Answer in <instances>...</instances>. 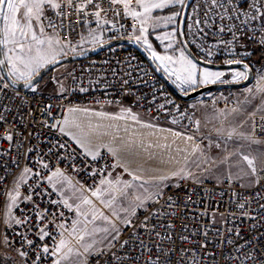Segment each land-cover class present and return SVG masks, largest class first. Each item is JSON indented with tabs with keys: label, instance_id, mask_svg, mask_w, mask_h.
Wrapping results in <instances>:
<instances>
[{
	"label": "snow or ice",
	"instance_id": "1",
	"mask_svg": "<svg viewBox=\"0 0 264 264\" xmlns=\"http://www.w3.org/2000/svg\"><path fill=\"white\" fill-rule=\"evenodd\" d=\"M111 5L110 9L102 7L101 3L97 0H83L81 3H76L75 0H0V93L7 96L6 90L13 89L17 90L18 86L22 85L23 88L29 89L35 93L39 87V79L41 77V70L45 69L49 65H56L60 63L58 58L65 57L68 51L73 53L76 52V48L71 46L70 41H62L59 38L58 33L56 36L50 34L45 27V21L48 22V27L55 30L58 26L46 16V10L52 9L57 10L56 15L62 17L63 20L67 19L68 13L66 11H59L61 9H72L77 15L80 13L84 14V17L93 16L98 27H101L103 23H107L102 17V13L113 11L119 15L117 5H121L124 10V15L131 17L139 22V35H135V40L142 42L146 50L150 53V58L154 62L159 63V67H162L170 77H174V83L177 84L178 88H181L185 94L188 90H195L197 87L207 86L210 84H230L238 83L241 81H247L249 79L250 68L247 64L243 63L242 59H228L225 61L227 66L226 70H209L208 68L200 67L193 54L188 50V41L181 39L187 35V33L202 34V38L206 39L208 32L205 28L211 29L215 27L217 31L213 33L214 36L220 34H231V39H221L217 41L212 47L218 45H224L225 47L239 43L241 36H247L249 33L255 35L259 31L262 35L258 41L264 45V0H245L244 4H240L239 0H203L202 4L198 5V8H193V12L196 16H189L188 19L191 23L187 24V33L181 30V25L185 23L184 9L190 7L188 0H135V7L132 6V0H108ZM91 6V11L86 9ZM169 10L170 15H157L154 16V10ZM178 17L180 18L178 21ZM87 22V21H86ZM163 24L165 27L168 25H174L171 31L163 33L162 36H157L156 39L162 43L167 41L165 45L164 54L157 52L152 44L148 40L149 26L153 29L159 28ZM203 25V27H201ZM195 26V28L193 27ZM133 32H136V28H133ZM92 41L99 42L100 37L96 33L90 32ZM133 37H129L132 39ZM195 41H193L194 43ZM171 50V53H169ZM201 50H204L203 48ZM213 55L211 50L206 52V56L211 57ZM244 55H248L245 53ZM211 63V61H206ZM232 65H242L243 70L233 69ZM225 76H229L230 79H225ZM127 83V81H125ZM85 89L81 88V91ZM248 96L243 101H238L237 105L233 107L228 114L223 110L220 111L219 115L227 118V115L242 113L243 105L250 104L251 100L256 95L261 97V105L248 113V119L252 120L251 133L245 135L244 132L238 130V127H232L230 130L225 132L223 126L216 128L215 131L218 136H226L227 140H232L234 136L248 140L253 144L264 143L259 139H256V126L255 116L257 112L264 113V72H261L256 80L254 87L246 89ZM24 101H22L23 103ZM171 103V101H169ZM178 107V106H177ZM51 105H45L41 109L43 116L49 117L53 120V123L48 124L47 120L41 121V123L49 128L57 130L61 135L69 137L72 142L83 150L86 156H90L92 160H97L100 156V149L107 148L108 152L116 159V162L112 165V168L120 167L129 173L133 181H141L139 184L140 188H144L145 192L148 189L145 185H152L156 191L150 193L147 196L141 197L137 195L133 198V201L129 203L128 207H120L119 212L116 210V204L120 197H127V190L133 187V184L128 181H121L118 177L115 180L102 178L100 185L95 187L91 191L90 196L85 195L87 191L83 187L76 189L73 192V197L66 198L64 194V184L69 187H74L72 180L69 179L59 167H56L54 171H51L50 175L41 177L39 172L35 173L37 177L47 180L53 191H58L61 196L60 201L52 200V204H62L63 208L69 212L74 213L75 219H72L70 223L66 222V217L63 211L57 209L56 211H49L48 209L40 208L36 205V220L38 223L33 222L30 217L25 216L23 219L17 218L12 214L13 207L17 206L20 198V186L21 184L27 183L29 176L32 174L33 169L27 165L22 169L18 176L13 190L8 192V210L5 214L6 219L4 223L11 227L13 224L25 226L27 231H32L34 238L30 239L26 234H21L22 239L27 244L28 249H18L21 257L28 258L29 252L31 251L34 255L32 264H38L45 257H52V264H89L90 257L107 258L106 264H127L131 260L130 254L118 255L117 252H113L112 249L116 248L119 243V248L124 249L126 245L131 243H137L142 250V255L146 254L147 259L145 264H180L184 256L188 252H193L191 248L179 249V260L173 262L172 256L177 253L175 247H164L163 241L167 240L171 245L175 244L173 240L174 231H167L162 234L157 231L155 224L149 225V222L158 216H174L173 212H149L145 216L144 220L139 224L136 223L135 217L137 209L144 208L147 212L148 208L145 206L146 201L151 200L152 196L155 195L160 197L163 195L160 190V186L164 181L169 180L171 177L187 178L191 176V173L186 172L184 168H180L170 173V175H159L145 178L143 175L138 174L137 171H132L129 168L128 162L124 159L121 153H128L131 155L139 156L143 152L148 160H155L156 154L151 149L161 148L170 149V144L160 143H145L143 135L137 136L133 134V138L124 139L119 138V146L113 147L111 144L93 143L94 139L99 137L111 135L113 142L118 139L115 133L109 132L107 128H114V125H103L100 123H93L89 118L87 121L80 119L77 114H83L89 116V109L80 107H69L67 109L68 115L64 116L63 119H56L52 116ZM160 108H164V105H160ZM11 112L10 108L4 107L3 111H0V141H7L11 146L14 136L19 134L18 128L14 123L7 121L5 113ZM97 117L106 118L110 120H124L130 119L137 124H141L138 115L131 112L130 109H122L121 114L115 116H109L106 113L97 112L91 113ZM262 121L261 130H264V115L260 116ZM172 123H176L173 120ZM247 123V120L242 121ZM197 131H199L200 121H195ZM143 128L153 129L155 125L151 123L141 124ZM119 129L116 128V133ZM128 131L127 127L124 129ZM161 132L169 131L172 136L176 138H182L186 144L190 143L191 153H200L203 161L211 164H216L217 161L206 155L204 150L201 148L200 143L194 141L192 135H184L180 132H171V130L160 129ZM167 140V137L164 138ZM57 146L60 149L67 147L66 143L57 142ZM220 144L216 143L215 147L220 148ZM212 144L208 145L211 149ZM31 151V149H30ZM178 151H186V149H178ZM74 152V150H73ZM73 152H69L68 155L71 157ZM227 153V148H225ZM233 153H227L220 160L219 164L228 165L229 169L232 165H229V159ZM172 159V157H170ZM242 161L246 163L249 172H245L241 169L244 175H251L255 177L257 175L256 159L249 155H242ZM187 160V156L185 157ZM163 163V159L160 161ZM40 166L42 169H48L49 164L41 160ZM199 167V165H197ZM264 171V168L261 169ZM96 173H93L95 175ZM111 175V173H109ZM231 171H229L226 179L231 180ZM256 184L260 183V180L255 181ZM122 185V187H121ZM59 186V188H58ZM39 187V184L37 185ZM243 187V185H241ZM79 195H76V192ZM222 195V194H221ZM236 197L235 211L229 213L232 216L233 222L240 219L255 220V216H251L249 211L251 205L250 197H242L239 193H233ZM107 197V198H106ZM95 198V199H93ZM257 199H264L259 193H257ZM27 201H32V196L28 195L24 197ZM70 199L72 202H70ZM170 199V198H169ZM78 201V202H76ZM171 207V205H169ZM261 209H264V204L260 205ZM104 209L109 210L110 214H106ZM124 213L123 216L120 213ZM219 212L217 209L211 214L210 224L208 226L198 225L197 229L191 233L192 236L199 234L200 230L203 229L202 235L205 242L199 244V248L203 251L208 247L207 238L210 230H215V234L221 237V245L224 244L225 240L231 250L242 255L233 257L227 256V264H231L232 260H238L239 264H264V246L259 241L261 237H264V233H259L252 239H244L243 243H239L241 236V230L239 227L227 228V233L230 235L224 236L219 229L215 228L216 215ZM239 213V215H237ZM202 216L208 215L207 210L201 214ZM223 220V224H227L229 221L224 213H219ZM97 222H101L98 224ZM49 225L52 227L50 228ZM162 227L168 230H174L175 224L172 222H162ZM187 225H183V229L187 230ZM255 228V225L252 226ZM143 228L146 233H155L156 238L161 243L153 244L156 250V255L153 256V247H149L143 237L140 236L138 231L132 233V237L125 239L120 242V238L125 229H138ZM54 230L58 232V239L54 236ZM103 233L102 239L97 240L96 237ZM233 236L235 238H233ZM46 238H51L54 241V247H50L47 243H44ZM179 239L190 245H195L197 242L187 235H181ZM39 240L40 243H36ZM107 240L108 243L103 247L97 245L103 244V241ZM3 243L7 245L9 243L8 237L5 236ZM223 251V247H221ZM195 253L193 252V256ZM206 256H214L215 253L206 252ZM191 264H200L199 261L192 259Z\"/></svg>",
	"mask_w": 264,
	"mask_h": 264
},
{
	"label": "built area",
	"instance_id": "2",
	"mask_svg": "<svg viewBox=\"0 0 264 264\" xmlns=\"http://www.w3.org/2000/svg\"><path fill=\"white\" fill-rule=\"evenodd\" d=\"M76 3H81L83 0H75ZM105 9H110L111 5L108 0H97ZM245 0H239L240 4H244ZM203 0H192L190 7L187 9L184 32L187 33V24L191 23L189 16L196 18L193 8H198ZM132 6L135 7V0H132ZM119 15L113 11L102 13V17L107 23H103L98 27L93 16L84 17L83 13L77 15L72 9H61L59 11H66L68 13L67 19L56 15L57 10H46L48 16L58 27L53 30L48 27V22L45 21V27L48 32L59 35L62 41H70L71 46L76 48V52L83 51L81 45L87 37H90V32L99 34L100 41L105 42L119 38L135 37L138 34L139 22L124 15V10L121 5H117ZM88 11H91L89 6ZM87 21V22H86ZM195 28V26H193ZM203 27V25H201ZM136 28V32H133ZM206 39L202 38V34L187 33L185 40L188 41V46L193 53L206 61L225 63L228 59H242L246 62L253 72V77L258 73V69L254 64V50L257 47H264L258 41L261 38V33L257 31L255 35L249 33L247 36H241L239 43L225 47L218 45L212 47L217 41L224 39H231V34H220L214 36L213 33L217 31L215 27L208 29ZM193 41H195L193 43ZM204 50H201V49ZM211 50L213 55L206 56V52ZM75 52V53H76ZM73 52L68 51V54ZM248 53V55H244ZM69 64V80L63 92L48 93L42 91L39 87L33 93L26 88H18L17 90H6L7 96L0 93V111L4 107L11 109V112L5 113L7 121L14 123L18 128L19 134L14 136V140L9 145L7 141H0V260L5 264H32L34 259L33 253L29 252V257H21L18 249L27 250L28 246L22 239L21 234H26L28 238H34L32 231H27L25 226H17L13 224L8 227L4 221L6 219V212L8 210V192L13 190L14 184L20 175L22 169L27 165L33 169L29 176L27 183L20 186V198L17 206L13 207L12 214L20 219L25 216L31 218L33 222L36 220V205L40 208L48 209L49 211H56L59 209L63 211L68 223L71 212L63 208L62 204H52V200L60 201L61 197L53 191L48 184L46 178L41 179L35 173L39 172L41 177L50 175L56 167L65 173L71 180L77 184L87 187H96L102 178H105L111 172L114 159L106 150H100V156L97 160H92L90 156H86L83 150L70 140L69 137L61 135L55 129L45 127L41 121L47 120L48 124L53 123L49 117L41 114V109L45 105H51L52 116L56 119H62L66 110L73 106H99L104 104H130L137 108L142 113L149 115L155 122L163 124H171L172 126L194 132V116L189 102L182 101L175 97L167 85L160 79L150 65L146 62L144 57L135 48L130 45L119 43L107 47L98 54L73 61ZM127 81V83H125ZM81 88L85 89L81 91ZM231 99V95L223 93V90H218L205 94L197 98L198 102L211 104L216 108H223ZM22 101H24L22 103ZM171 101V103H169ZM164 105V108H160ZM178 106V107H177ZM264 113L256 114V139L264 140V130H261L262 121L260 116ZM176 120V123H172ZM252 125V120H251ZM0 125V129H2ZM66 143L65 149H60L57 142ZM31 149V151H30ZM74 150V152H73ZM73 152L69 157L68 153ZM49 164L48 169H42L40 161ZM93 173H96L93 175ZM260 183H254L251 186L241 187L242 184L235 180L224 179L217 181L213 179L204 180H189L179 179L175 182L166 183L162 187L163 195L160 197L154 196V199L146 204L148 208L146 212L144 208L137 209L136 223L142 222L149 214V212H173L174 216H158L154 217L149 225L155 224L156 230L162 234L167 231H174L173 240L174 245L169 241H163L164 247H175L178 251L172 256L173 262L179 260V249L191 248L193 252H188L180 264H191V260L195 259L200 264H227L226 257L231 255L233 257L242 255L230 249L226 240L221 245V237L215 234V230L209 231L207 238L208 247L206 250L199 248L200 243H204L202 235L203 229L199 234L192 236L191 233L195 231L198 225L208 226L210 224V217L217 209L219 212L216 215L215 228L219 229L222 235L228 236L227 228L239 227L243 239L239 243H243L244 239H252L259 233H264V209L260 208L264 204V199H257V193L264 197V171L257 173L256 180ZM39 184V187L37 185ZM233 193H239L242 197H250L251 205L247 210L251 216L256 219H240L233 222V218L229 215L230 212L235 211V199ZM222 194V195H221ZM31 195L32 201L24 199L25 196ZM170 198V199H169ZM171 205V207H169ZM207 210L208 215L201 214ZM219 213H224L228 219L227 224L221 221L223 217ZM239 215V213H237ZM172 222L175 224L174 230H168L162 227V222ZM187 225V230L183 229V225ZM255 225V228L252 226ZM51 228L52 226L49 225ZM138 231L143 237L145 243L149 247H153L155 243H161L155 236V233H146L143 228L125 229L120 238V242L132 237V233ZM54 236L57 237L58 232L54 230ZM181 235L190 236L191 239L197 243L190 245L182 242L179 237ZM5 236L8 237L9 243H3ZM233 238H235L233 236ZM36 243H40L39 240ZM50 247H53L54 241L51 238H46L45 242ZM259 243L264 246V237H261ZM223 247V251H221ZM118 255L130 254L131 260L127 264H145L147 259L146 254L142 255L141 247L137 243L126 245L124 249L119 248L117 243L116 248L112 249ZM206 252L215 253L214 256H206ZM156 255V250L153 247V256ZM107 258L90 257L89 264H106ZM52 257H45L38 264H49ZM231 264H239L238 260H232Z\"/></svg>",
	"mask_w": 264,
	"mask_h": 264
},
{
	"label": "rangeland",
	"instance_id": "3",
	"mask_svg": "<svg viewBox=\"0 0 264 264\" xmlns=\"http://www.w3.org/2000/svg\"><path fill=\"white\" fill-rule=\"evenodd\" d=\"M170 14L171 12L169 10L167 11L154 10L153 12L154 16H157V15L163 16V15H170ZM173 27L175 26L168 25L165 27L163 24H161L159 28L153 29L151 26H149L148 40L152 44L153 48L160 54H164L165 45L168 42L164 41L162 43L160 40H157L156 37L158 35L162 36L163 33L171 31ZM49 33L52 34L53 36H56V34L54 33H51V32ZM96 35L99 36V34H96ZM137 35H139V32ZM98 43L99 42L94 43L92 41V36H90L84 40L83 44L80 47L82 50H86L88 48L95 46ZM139 43L144 46L142 42H139ZM261 48H262V51H264V47H261ZM169 53H171V50H169ZM156 63L159 66V63L158 62ZM254 64L258 69V73L256 74L255 77H253V81L251 83H249L248 85L244 87L228 89L227 91H223V93H227L231 95V99H229V101L223 108H216L215 106L211 104L198 102L196 100L198 103L197 105L192 106V111H194L193 112L194 113L193 114L194 124H195V121L197 120L200 121L199 131H197L196 124H195L194 132L192 133V132L178 129L172 126L171 124H163L160 122H155L153 119H151L152 121H150L152 124L158 126L159 130L164 129V130H171V132H180L184 134L185 136L192 135L194 137V141L196 143L201 144V148L204 150L205 154L214 158L217 161L216 164H211L210 161L208 163H205L199 152L195 154H190L191 153L190 143L186 144L182 138H176L172 136L169 131H163V132L160 131L161 135L165 134L162 137V141L167 142L164 139L165 137H167V140H171V142L173 141V145L172 147H170L169 152H168L169 154H166V153L163 154L155 150L154 151L151 150L152 152L156 154L155 160H148L146 155L143 152H141L142 155L140 156L124 157V159L128 162L130 170L137 171L138 174L143 175L147 179L151 176L170 175L171 172L176 171L180 168H184L186 172L191 173V176L187 178H183V179H189V180L213 179L217 181H222L226 179V177L229 174V171H231V174H232L231 180H235L244 186L253 185L256 181L257 175L255 177L251 175L246 176L243 174V172H241V169H244L245 172L250 171L247 168L246 163L242 161L241 157L242 155H249L250 157L255 158L256 166H257V173L260 172L261 169L264 168V143L253 144L250 141L242 139L237 136H234L232 140H227L226 136H218L215 129L223 126L225 132H227L232 127H238V130L241 132H244L245 135H248L251 133V120L248 119L247 114L251 113L257 108V106L261 105V97L259 95H256L254 99L251 96H249L251 103L243 105L242 113L227 115V118H225L224 116H220L219 113L221 110H223L226 114H228L230 110L237 105L238 101H243L245 97L248 96L246 89L249 87H254L256 84L258 75L261 72H264V54H262V58L257 57L256 59L255 57ZM199 66L202 68L206 67L202 65H199ZM160 68L164 71L162 67ZM206 68H208L209 70H213V71L223 70V69H216V68H209V67H206ZM68 71H69L68 63L55 67L48 75H46L39 82V88L42 91L48 92V93L63 92L69 80ZM164 73L170 78L172 82L174 81L175 79L174 77H170L169 74L165 71ZM225 79H230V77L225 76ZM174 84L177 86L176 83ZM110 105H119V104H104V105H99V106H73V107L87 108L89 109V111H96V110L106 109ZM197 107L200 109L199 112L195 111ZM260 113L262 112H257V114H260ZM84 120L86 121V119ZM244 120H247V123H243V126L240 127L242 121ZM259 140L264 141L262 139H259ZM210 143L212 144L211 149L208 148V145ZM216 143H219L221 145L220 148L215 147ZM225 148H227V153H233V155L229 159V165H232L230 169L228 165L219 164V160L224 155L227 154L225 152ZM178 149H186V151H178ZM186 156H187V160H185ZM111 157L114 159V163H115L116 159L112 155ZM170 157H172V159H170ZM161 159H163L164 161L163 163L160 162ZM197 165H199V167H197ZM110 173L111 175H107L106 178L115 180L118 177L121 181H128L133 184V187L127 190V197L126 198L120 197L118 199L117 204L115 206L118 212L121 206L128 207L129 203L133 201V198L135 196L140 195L141 197H144L156 191V189L152 185H145V188L148 189V192H145L144 188L139 187V184L141 183V181H133L129 173L125 171L123 168L116 167L112 169ZM179 179H182V178L171 177L169 180L164 181V183L160 186V190L162 191V187L166 183L175 182ZM72 184L74 187H69L67 184H64L63 186L64 194L66 198L73 197V192L76 191V189H79L81 187L87 190L84 192V194L89 195V196H90L91 191L95 189V187L87 188V187L81 186L77 184L76 182H74L73 180H72ZM99 185L100 183L97 186ZM56 193L58 194V191H56ZM79 194L80 193L77 191L76 195H79ZM154 196L155 195L152 196L151 200L146 201V204L150 203L154 199ZM70 202H72L71 199H70ZM104 211L106 214H110L109 210L104 209ZM120 215L123 216L124 213L121 212ZM70 219L71 220L75 219L74 213L72 212L70 215ZM71 220L68 223H70ZM97 223L101 224V226H104L101 222H97ZM103 236L104 234L101 233L96 237V239L100 240L103 238ZM57 239H58V235H57ZM107 243L108 241L104 240L103 244H100L97 246L103 247ZM0 264H5V263L0 260ZM49 264H52V261Z\"/></svg>",
	"mask_w": 264,
	"mask_h": 264
},
{
	"label": "water",
	"instance_id": "4",
	"mask_svg": "<svg viewBox=\"0 0 264 264\" xmlns=\"http://www.w3.org/2000/svg\"><path fill=\"white\" fill-rule=\"evenodd\" d=\"M191 2H192V0H188L189 5H190ZM187 9H184V12H183L184 19L186 17ZM179 19H178V21H179ZM181 30L184 31V24L181 25ZM181 39H185V37H181ZM119 43H124V44L130 45L131 47H133L137 51H139L140 54L146 60V62L150 65V67L157 74V76L160 79H162V81L167 85V87L170 89V91L172 92V94L175 97H177L180 100H182V101H186V102L193 101V100H195V99H197L199 97L204 96L207 93L214 92V91H218V90L234 89V88L244 87V86L248 85L249 83H251L253 81V72H252V69L250 68V66L246 62H243V63L247 64L249 66V68H250L249 79L247 81H241V82H238V83H230V84H220V83L210 84V85H207V86L197 87L194 91L193 90H189L187 92V94H185V92L183 90L179 89L170 80V78L157 65V63L154 62L150 58V53L144 48V46L142 44H140L138 41H136L135 38H132V39H129V38H119V39L109 40V41H105V42L98 43L95 46H93L91 48H88L86 50H83V51H80V52H76V53L67 54V56H65V57L58 58L60 60V63H58L56 65H49L45 69H42L40 75H41V77L43 79L55 67H57L59 65L66 64V63H71L73 61L81 60V59L88 58V57H92V56L98 54L103 49H105L107 47H110L112 45H115V44H119ZM188 50L193 54V56L195 57V59L199 63V65L206 66V67H209V68L223 69V70H226V68H227V66L225 65V63H219V62L207 63L206 60H203L201 58H198L193 53V51L191 50V48L189 46H188ZM231 67L233 69L243 70L242 69V65H232ZM37 79H39V81L42 80L40 77H37ZM18 88H23V87H22V85H20V86H18Z\"/></svg>",
	"mask_w": 264,
	"mask_h": 264
},
{
	"label": "crops",
	"instance_id": "5",
	"mask_svg": "<svg viewBox=\"0 0 264 264\" xmlns=\"http://www.w3.org/2000/svg\"><path fill=\"white\" fill-rule=\"evenodd\" d=\"M197 103L198 102L196 100L189 102V105H190L191 109H192V106L197 105ZM122 109H130L131 112L137 114L139 120L141 121V124L151 123L150 121H152L151 120L152 118H150L149 115H146V114L142 113L137 108L135 109V107L131 106L130 104L110 105L106 109H103V110L89 111V116H85L83 114H77V115L80 117V119H82V120L86 119V121L90 118L94 124L95 123H100V124H103L105 126H107V125H114L115 126L114 128L102 129V131L103 130H107L109 132L115 133L118 136V139L115 142H113L111 135H106V136L99 137L100 139H94L93 143H97V144H99V143L111 144L113 147H117V146H119V143H120V139L119 138H124V139L133 138V134L135 133L137 136L142 134L143 138L145 140V143H148V142L160 143V144H165V143L170 144L171 143L170 145L172 147L173 141L172 142H171V140H166L167 142L162 141V137L165 134L161 135L159 127L156 126V125H155V128H153V129H147V128H143L141 126V124H137V123H135L134 121H132L130 119L110 120V119H106V118L97 117L95 115H91V113L102 112V113L108 114L109 116H115V115L121 114ZM195 111L199 112L200 109L197 107V109ZM66 115H68L67 110H66L65 114L63 115V117L66 116ZM63 117H62V119H63ZM125 127H127V129H128L127 132L124 131ZM116 128L119 129L118 133H116ZM100 150L108 151L107 148H101ZM151 150L152 151L155 150V151H157L159 153H163V154H165V153L169 154L168 153L169 149L154 148V149H151ZM121 155L123 157L136 156V155H131V154H128V153H121ZM140 155H142V154H140Z\"/></svg>",
	"mask_w": 264,
	"mask_h": 264
},
{
	"label": "trees",
	"instance_id": "6",
	"mask_svg": "<svg viewBox=\"0 0 264 264\" xmlns=\"http://www.w3.org/2000/svg\"><path fill=\"white\" fill-rule=\"evenodd\" d=\"M164 11H167V9H165ZM262 54H264V51H262V48L261 47H257L255 48L254 50V55L257 59L258 58H262ZM228 89H224L223 91H227ZM196 100V99H195ZM194 101V100H193Z\"/></svg>",
	"mask_w": 264,
	"mask_h": 264
}]
</instances>
